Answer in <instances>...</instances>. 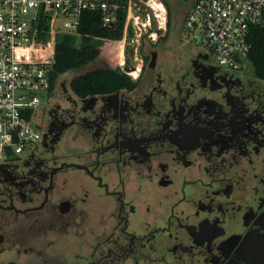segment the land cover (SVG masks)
I'll list each match as a JSON object with an SVG mask.
<instances>
[{"label": "flooded vegetation", "instance_id": "af4514ba", "mask_svg": "<svg viewBox=\"0 0 264 264\" xmlns=\"http://www.w3.org/2000/svg\"><path fill=\"white\" fill-rule=\"evenodd\" d=\"M183 20L138 26L125 71L126 15L117 89H51L0 162V264H264V74Z\"/></svg>", "mask_w": 264, "mask_h": 264}, {"label": "built area", "instance_id": "2783aa9c", "mask_svg": "<svg viewBox=\"0 0 264 264\" xmlns=\"http://www.w3.org/2000/svg\"><path fill=\"white\" fill-rule=\"evenodd\" d=\"M156 1L128 0V17L137 26L151 25L150 13L141 18L142 6L153 8L154 2L165 12ZM115 10L108 0H0V162L8 157L7 148L22 155L40 140L37 119L51 91L56 32L76 33L85 11H100L102 26H111ZM153 14L159 22L166 16ZM42 17L48 23L46 44L38 40ZM257 26L264 27V0H192L182 29L199 39L218 65L236 70L247 64L251 29Z\"/></svg>", "mask_w": 264, "mask_h": 264}, {"label": "trees", "instance_id": "16d2710c", "mask_svg": "<svg viewBox=\"0 0 264 264\" xmlns=\"http://www.w3.org/2000/svg\"><path fill=\"white\" fill-rule=\"evenodd\" d=\"M127 1L111 0V2H117L116 18L111 26H102L100 11H85L80 18L76 33L56 32L54 63L50 73L51 89L57 86L56 79L60 74L79 69L91 63L101 54L108 58L109 55L101 52L93 38L112 41L122 38L127 15ZM38 27V40L46 44L49 33L48 23L44 17L40 19ZM77 38H79L78 45L76 44ZM250 42L251 48L247 63L255 72L264 74V27L257 26L251 29ZM108 59L116 64L115 53ZM68 87L79 96L95 92H111L117 89V67L95 69L78 75L69 82Z\"/></svg>", "mask_w": 264, "mask_h": 264}, {"label": "rangeland", "instance_id": "374dc122", "mask_svg": "<svg viewBox=\"0 0 264 264\" xmlns=\"http://www.w3.org/2000/svg\"><path fill=\"white\" fill-rule=\"evenodd\" d=\"M110 4L117 8V2H111ZM156 0H154L155 2ZM158 2H162L165 8V12L157 10L156 4L154 2H150V4L153 6V8L146 7L145 4L142 6V15L141 18L144 16V13L148 12L150 13V16L152 17L151 20V28L149 29L150 32L156 33L159 35L161 33V30L158 26H163L164 22H159L155 19L154 17V12L160 13L162 16L166 14L168 16V25L170 29L175 30V22H178V19L185 16L189 6L192 3V0H157ZM156 1V2H157ZM144 10V11H143ZM172 25V26H171ZM172 30V32H174ZM184 35V30L182 29L181 36L183 37ZM93 41L99 46V49L101 52L109 55L111 57L115 53V58H116V64L113 63L111 60H109L106 56H101L97 57L94 59L91 63L75 70H71L68 72H65L63 74H60L58 78L56 79V85L57 88L61 86V83H64V86H67L69 82L76 76L81 75L86 72H90L95 69H102V68H115L117 67V57L121 59V54H122V46L117 43V41H112V40H107V39H102V38H93ZM76 44H79V38L76 40ZM35 149V146L33 147L32 150ZM31 150V151H32ZM30 151L26 152V154H29ZM26 154H22L26 156Z\"/></svg>", "mask_w": 264, "mask_h": 264}, {"label": "water", "instance_id": "95a60500", "mask_svg": "<svg viewBox=\"0 0 264 264\" xmlns=\"http://www.w3.org/2000/svg\"><path fill=\"white\" fill-rule=\"evenodd\" d=\"M133 12L135 13L136 10L134 9ZM134 31H138V26L136 25L135 22H130L126 26V34H125V51H124V56H125V71H130L131 69H128L126 65L130 62V57H131V41L134 35ZM7 153H9V149L7 148Z\"/></svg>", "mask_w": 264, "mask_h": 264}, {"label": "crops", "instance_id": "0c3cea01", "mask_svg": "<svg viewBox=\"0 0 264 264\" xmlns=\"http://www.w3.org/2000/svg\"><path fill=\"white\" fill-rule=\"evenodd\" d=\"M190 7V6H189ZM189 9V8H188Z\"/></svg>", "mask_w": 264, "mask_h": 264}]
</instances>
